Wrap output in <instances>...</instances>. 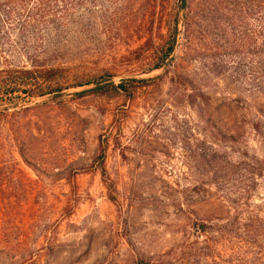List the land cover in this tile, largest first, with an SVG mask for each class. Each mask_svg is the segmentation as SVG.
<instances>
[{
  "label": "rangeland",
  "instance_id": "obj_1",
  "mask_svg": "<svg viewBox=\"0 0 264 264\" xmlns=\"http://www.w3.org/2000/svg\"><path fill=\"white\" fill-rule=\"evenodd\" d=\"M255 3L192 0L190 33L142 72L133 50L175 0H0V56L62 87L0 101V264H264V95L242 83L258 54L213 44L256 51Z\"/></svg>",
  "mask_w": 264,
  "mask_h": 264
},
{
  "label": "trees",
  "instance_id": "obj_2",
  "mask_svg": "<svg viewBox=\"0 0 264 264\" xmlns=\"http://www.w3.org/2000/svg\"><path fill=\"white\" fill-rule=\"evenodd\" d=\"M178 3V6L181 12L174 13L172 15L168 14L165 16L163 29L164 33H157V39L147 37L141 46H138L133 50V52H138L139 56L143 53H146L149 56V62L146 64L145 68H142V72L150 71L160 67H164L171 59V55L174 49L176 36L179 32L178 26L181 27V34L186 36L190 33L191 27L193 26L192 13L194 9L192 8V0H175ZM255 10L258 13L257 17V36L259 42L257 44V50L254 51L250 46L249 39H240L238 43L227 38H223V41L216 40V37L213 40V44L216 48L222 49L225 52L238 53L236 51L237 47L240 46L243 54L239 57L238 62L242 65L248 64L245 61V57L252 56L254 53L258 54L257 61L255 63L254 69L242 68V74L247 75L248 71H252L256 74L255 77H252L249 82H242L246 90H250L254 94L264 95V0H256ZM251 8H249L248 13H250ZM233 10H231L227 23L230 29L234 27V21L232 18ZM234 43V44H233ZM144 45V47H143ZM146 46V47H145ZM13 56L5 55L0 56V82L6 83V88H0V101L3 99L11 100L19 97L16 93L21 92L25 95H37L41 96L44 94L60 92L62 87L60 85L50 86L53 82L56 81L57 76L60 73V68L56 66L43 65L41 63L30 64L29 66L23 64H17ZM239 77V76H236ZM132 81H142V79L130 78ZM261 79V80H260ZM41 82L46 83L48 86H41ZM90 82H85L88 84ZM18 85H21L20 87ZM74 86H81L80 82L73 84ZM111 88L115 91L123 92L128 94V88L126 85H123V82L117 84H111ZM105 86L96 85L92 88L87 89L90 92L103 93ZM35 92H32V91ZM258 122V121H257ZM257 126V123L254 124ZM196 230L198 233L206 232V228L209 226L205 223H198L196 225ZM207 255V253H205ZM133 264H149L148 261L137 260ZM208 264H221L218 262H211Z\"/></svg>",
  "mask_w": 264,
  "mask_h": 264
}]
</instances>
